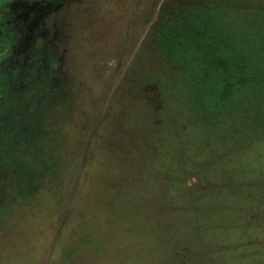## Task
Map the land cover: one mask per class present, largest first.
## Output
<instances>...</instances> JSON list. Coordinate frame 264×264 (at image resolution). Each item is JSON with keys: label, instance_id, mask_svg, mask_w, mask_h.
<instances>
[{"label": "rangeland", "instance_id": "rangeland-1", "mask_svg": "<svg viewBox=\"0 0 264 264\" xmlns=\"http://www.w3.org/2000/svg\"><path fill=\"white\" fill-rule=\"evenodd\" d=\"M21 1L0 46V264H264V131L192 110L155 45L164 18L264 0Z\"/></svg>", "mask_w": 264, "mask_h": 264}, {"label": "trees", "instance_id": "trees-1", "mask_svg": "<svg viewBox=\"0 0 264 264\" xmlns=\"http://www.w3.org/2000/svg\"><path fill=\"white\" fill-rule=\"evenodd\" d=\"M227 9L220 3L194 6L164 18L155 45L182 81L192 110L212 118L249 109L252 123L264 131V5L244 20ZM15 37L0 34V44Z\"/></svg>", "mask_w": 264, "mask_h": 264}, {"label": "flooded vegetation", "instance_id": "flooded-vegetation-1", "mask_svg": "<svg viewBox=\"0 0 264 264\" xmlns=\"http://www.w3.org/2000/svg\"><path fill=\"white\" fill-rule=\"evenodd\" d=\"M27 10L28 5L21 0L0 1V34L12 33L17 35L20 31L17 29V26L19 25L18 19L22 17ZM0 46H3V44H0Z\"/></svg>", "mask_w": 264, "mask_h": 264}]
</instances>
